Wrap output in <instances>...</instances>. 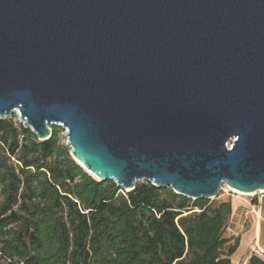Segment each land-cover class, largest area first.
Listing matches in <instances>:
<instances>
[{
    "label": "water",
    "instance_id": "95a60500",
    "mask_svg": "<svg viewBox=\"0 0 264 264\" xmlns=\"http://www.w3.org/2000/svg\"><path fill=\"white\" fill-rule=\"evenodd\" d=\"M122 193L264 191V0H0V120Z\"/></svg>",
    "mask_w": 264,
    "mask_h": 264
},
{
    "label": "trees",
    "instance_id": "16d2710c",
    "mask_svg": "<svg viewBox=\"0 0 264 264\" xmlns=\"http://www.w3.org/2000/svg\"><path fill=\"white\" fill-rule=\"evenodd\" d=\"M60 133L41 142L0 120V264H232L231 201L150 183L122 193L76 163Z\"/></svg>",
    "mask_w": 264,
    "mask_h": 264
},
{
    "label": "crops",
    "instance_id": "0c3cea01",
    "mask_svg": "<svg viewBox=\"0 0 264 264\" xmlns=\"http://www.w3.org/2000/svg\"><path fill=\"white\" fill-rule=\"evenodd\" d=\"M238 206L235 209L233 218L231 221L232 232L235 236L240 237V246L237 253L232 257V264H247L252 253L250 251V245L258 243L261 247H264V229L262 226L264 209L262 204L249 203L245 217L243 218ZM250 213L255 214V221L249 220Z\"/></svg>",
    "mask_w": 264,
    "mask_h": 264
},
{
    "label": "rangeland",
    "instance_id": "374dc122",
    "mask_svg": "<svg viewBox=\"0 0 264 264\" xmlns=\"http://www.w3.org/2000/svg\"><path fill=\"white\" fill-rule=\"evenodd\" d=\"M14 119V122H19L18 116L16 114L13 115L12 117ZM58 129L61 130L60 133V138L63 144H65L67 146V140H66V131L63 128L57 127ZM70 149V148H69ZM76 162V161H75ZM85 170V169H84ZM89 174V173H88ZM94 178V177H93ZM219 202L221 201H231L232 206H233V213L231 216V220L229 222V227L225 232V237L229 238L231 236H233V232H232V227H231V221L233 218V214L235 212L236 207L238 206V208H240L239 212L242 213L243 218L245 217V214L247 213V210H244V208H246V206H248L249 203H254V201L257 202V204H262L263 209H264V194H253L252 196H247V195H243L242 193L239 194V192H234V190L232 191L231 188L227 187V186H223L222 190L220 191L218 197L216 198ZM255 214L250 213L249 215V220H252V222L255 221ZM264 219V215L262 216ZM262 226L264 229V221H262ZM264 259V257H263Z\"/></svg>",
    "mask_w": 264,
    "mask_h": 264
},
{
    "label": "built area",
    "instance_id": "2783aa9c",
    "mask_svg": "<svg viewBox=\"0 0 264 264\" xmlns=\"http://www.w3.org/2000/svg\"><path fill=\"white\" fill-rule=\"evenodd\" d=\"M260 194H264V191H261ZM250 251L252 255L264 257V247H261L257 242L250 245Z\"/></svg>",
    "mask_w": 264,
    "mask_h": 264
},
{
    "label": "bare ground",
    "instance_id": "6f19581e",
    "mask_svg": "<svg viewBox=\"0 0 264 264\" xmlns=\"http://www.w3.org/2000/svg\"><path fill=\"white\" fill-rule=\"evenodd\" d=\"M233 191V190H232ZM235 192V191H234ZM240 194V193H239ZM243 195H247V196H252L253 194H243Z\"/></svg>",
    "mask_w": 264,
    "mask_h": 264
}]
</instances>
